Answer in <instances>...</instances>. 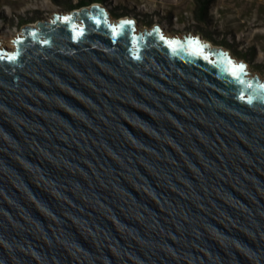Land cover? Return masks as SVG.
<instances>
[{
	"label": "water",
	"instance_id": "obj_1",
	"mask_svg": "<svg viewBox=\"0 0 264 264\" xmlns=\"http://www.w3.org/2000/svg\"><path fill=\"white\" fill-rule=\"evenodd\" d=\"M262 85L94 4L25 28L0 47V264H264Z\"/></svg>",
	"mask_w": 264,
	"mask_h": 264
},
{
	"label": "rangeland",
	"instance_id": "obj_2",
	"mask_svg": "<svg viewBox=\"0 0 264 264\" xmlns=\"http://www.w3.org/2000/svg\"><path fill=\"white\" fill-rule=\"evenodd\" d=\"M78 1L0 0V44L11 48L25 28L37 29L38 22L48 21L54 14H72L78 10L73 9ZM94 5L105 12L109 22H133L136 33L158 28L168 37H198L209 48L244 64L247 76L264 80V0H212L206 23L194 18L195 0H105ZM206 33L229 46L214 45L206 40Z\"/></svg>",
	"mask_w": 264,
	"mask_h": 264
},
{
	"label": "trees",
	"instance_id": "obj_3",
	"mask_svg": "<svg viewBox=\"0 0 264 264\" xmlns=\"http://www.w3.org/2000/svg\"><path fill=\"white\" fill-rule=\"evenodd\" d=\"M105 0H79L77 4L73 5V9H80L83 7H87L90 6L91 4L94 3H103ZM196 5H195V9L193 10L194 12V18L196 21L199 22H209V17H210V13L209 11L213 8L212 7V0H195ZM116 18L119 15H114ZM205 38L206 40L214 43V45H219V46H225L228 47L229 45L223 41V42H216L209 34H205ZM234 55H236L235 51H234Z\"/></svg>",
	"mask_w": 264,
	"mask_h": 264
},
{
	"label": "snow or ice",
	"instance_id": "obj_4",
	"mask_svg": "<svg viewBox=\"0 0 264 264\" xmlns=\"http://www.w3.org/2000/svg\"><path fill=\"white\" fill-rule=\"evenodd\" d=\"M63 19L67 22L70 18L65 17V18H63ZM128 23H130V22H128ZM74 30H75V29H74ZM115 31H116V29L113 28V32H114V33H115ZM82 34H83L82 30L77 31V35H82ZM161 39L163 40L164 37L161 36ZM166 43L169 45V47H173V50L175 51L176 48L174 47V45L179 44V41H166ZM190 43H195V42H190ZM195 52H196V54H202V53H201V50H200L199 48H196V49H195ZM7 58H8L9 60H14V59H15L14 56H8ZM229 64H231V61H229ZM242 69H243V65H240L239 68H236L235 66L232 67L231 71H232V74H233V76H234L235 79H237V80L239 79V75H238V73H239ZM261 87L264 88V85H262Z\"/></svg>",
	"mask_w": 264,
	"mask_h": 264
},
{
	"label": "bare ground",
	"instance_id": "obj_5",
	"mask_svg": "<svg viewBox=\"0 0 264 264\" xmlns=\"http://www.w3.org/2000/svg\"><path fill=\"white\" fill-rule=\"evenodd\" d=\"M224 1H226V0H224ZM39 8V7H38ZM44 8V7H43ZM37 9V8H36ZM38 10V9H37ZM230 10V9H229ZM177 14V13H176ZM125 20H127V19H125ZM257 21V20H256ZM36 25V24H35ZM161 32V31H160ZM167 36V35H166ZM0 47H2V45L0 44Z\"/></svg>",
	"mask_w": 264,
	"mask_h": 264
}]
</instances>
